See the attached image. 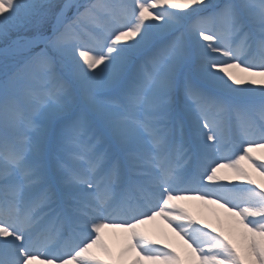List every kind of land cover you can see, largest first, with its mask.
I'll list each match as a JSON object with an SVG mask.
<instances>
[{
	"label": "snow or ice",
	"instance_id": "obj_1",
	"mask_svg": "<svg viewBox=\"0 0 264 264\" xmlns=\"http://www.w3.org/2000/svg\"><path fill=\"white\" fill-rule=\"evenodd\" d=\"M0 41V264H264L241 166L264 178V88L235 71L264 77V0H0ZM188 198L240 243L169 211ZM157 217L186 259L139 230Z\"/></svg>",
	"mask_w": 264,
	"mask_h": 264
},
{
	"label": "rangeland",
	"instance_id": "obj_2",
	"mask_svg": "<svg viewBox=\"0 0 264 264\" xmlns=\"http://www.w3.org/2000/svg\"><path fill=\"white\" fill-rule=\"evenodd\" d=\"M206 2H211L215 4V3H223V0H206ZM235 71L236 74L240 76L239 74L240 72L238 70ZM253 81H256V83L250 85L248 84L247 87H251L256 90L264 88V77L258 76L255 79H253ZM255 151H253L251 155L253 157H259L256 155ZM257 162L259 163L260 161ZM241 166L244 167L250 173L253 179L257 180L258 182H264V178L260 177L257 173L253 172L252 169L249 167L247 161H242ZM217 175L222 177V179L219 180L218 183H223L229 186L231 185L243 186L246 183L245 181L237 178L236 175L229 169L223 168L220 170V172ZM174 203L177 205V207L175 209H169V211L172 212L173 214H178L180 210L183 209L184 213L190 216L193 222H197V221L199 222L195 226L203 227L204 224H207L209 225V228L205 229L206 231H211L213 228H215L217 232L219 231L225 232V234L229 235L230 238H232L235 243L237 244L240 243V232L242 231V229H240L239 226L236 225L235 218L231 217L230 214L227 211H225L224 208L209 203H207V208L205 209L199 208L201 203H199V206L197 203L194 204L195 207H197L194 208L192 202H189V200L187 199L181 201L177 200L174 201ZM155 221L165 224L171 230H173L176 223H185V224L187 223L186 221H176L173 223V226L170 227L163 218L157 217ZM146 225L143 226V228L146 227L145 230L146 232L142 231L141 229L139 230L143 232L145 235L151 237V239L158 241V244L155 245L156 247L163 248L164 245H167L168 248L165 250H169L173 248L181 256L182 260L187 258V255L191 250L188 248V245L185 243V241L182 238L178 239L177 237L176 238L169 237V234L167 232L157 233L154 230L152 223H150V226L149 224ZM174 232L177 233L176 231ZM104 242L108 245L109 249L112 251L114 256L118 255L115 251H113L115 249V244H114L115 241L108 239V237H104ZM56 264H59V262L57 261Z\"/></svg>",
	"mask_w": 264,
	"mask_h": 264
},
{
	"label": "bare ground",
	"instance_id": "obj_3",
	"mask_svg": "<svg viewBox=\"0 0 264 264\" xmlns=\"http://www.w3.org/2000/svg\"><path fill=\"white\" fill-rule=\"evenodd\" d=\"M239 74H240V76L242 78L247 79V80H253L256 77H258V76H249V75H247L245 73H239ZM247 85L248 84L241 85V87H247ZM255 152H256L257 156L264 158V149L256 150ZM225 169H227V168H225ZM187 200H189V202H192V205L197 203L198 206H199V203H201L200 206H199V208H201V209L207 208V203H205L204 201H200L198 199H193V198H189ZM194 208H197V207H195V205H194ZM154 221L155 220L149 221L146 224H149V226H150V223H152L153 224V228H154V230L157 233H159V232H167L169 234V237H174V238L177 237L178 239H181V237L177 233H175L173 230H171L168 226H166L163 223L156 222V221L154 222ZM146 224H144V225H146ZM144 225L140 226V229L142 231L146 230L147 225H146L145 228H143ZM127 235L128 234L126 232H124L123 230H121V229H114V230L113 229H106L104 231V233H103V237H108V239H111V240L115 241V243H114L115 244V249L113 251H115L117 254L120 252L121 248L123 247Z\"/></svg>",
	"mask_w": 264,
	"mask_h": 264
},
{
	"label": "trees",
	"instance_id": "obj_4",
	"mask_svg": "<svg viewBox=\"0 0 264 264\" xmlns=\"http://www.w3.org/2000/svg\"><path fill=\"white\" fill-rule=\"evenodd\" d=\"M13 38H15V37H13ZM0 46H4V44H3V42H2V41H0Z\"/></svg>",
	"mask_w": 264,
	"mask_h": 264
}]
</instances>
